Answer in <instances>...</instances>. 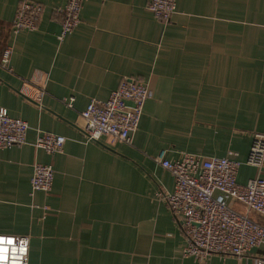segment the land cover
I'll return each mask as SVG.
<instances>
[{"label": "crops", "instance_id": "obj_1", "mask_svg": "<svg viewBox=\"0 0 264 264\" xmlns=\"http://www.w3.org/2000/svg\"><path fill=\"white\" fill-rule=\"evenodd\" d=\"M20 1L0 0V54L11 46L0 108L29 124L23 144L0 148V234L28 236L27 264L264 260V242L243 257L185 255L159 194L173 177L153 160L161 149L168 159L230 156L242 162L238 183L264 179V162H245L253 135L264 132V0H176L169 22L147 0H83L78 26L62 40L53 14L65 0H36L37 29L15 33ZM128 77L151 88L132 143L88 138L81 110ZM38 130L64 136L63 151L36 148ZM35 161L52 164L49 191L31 188ZM251 216L264 225V212Z\"/></svg>", "mask_w": 264, "mask_h": 264}, {"label": "built area", "instance_id": "obj_2", "mask_svg": "<svg viewBox=\"0 0 264 264\" xmlns=\"http://www.w3.org/2000/svg\"><path fill=\"white\" fill-rule=\"evenodd\" d=\"M83 0H65L54 9V17L60 25L58 38L62 40L73 32L80 22ZM146 8L163 22H169L176 9V0H147ZM43 6L36 0L18 3L12 21V31L35 30L38 27ZM11 46L0 54V65L10 69ZM43 88H40L39 95ZM151 96V88L137 78H122L106 99L91 98L81 110L82 131L90 139L108 137L111 141L132 143L145 101ZM70 103V102H68ZM29 124L11 116L7 109L0 108V148L21 145ZM65 137L60 134L38 130L33 142L36 148L49 155L63 151ZM153 160L173 177L171 190H161L171 214L177 219L186 238L184 254L204 263L210 254L243 257L254 247L264 242V225L251 213L264 212V179L249 178L240 184L236 174L241 161L230 157H204L191 152H182L178 158L168 159L165 149L153 155ZM245 162L260 166L264 162V132H256ZM54 178L51 163L35 161L32 165L30 185L33 190L49 191ZM239 202L243 210L231 205ZM10 237L14 244L7 245L8 259L0 264H27L29 238L24 235L0 234ZM27 240V252L21 255V241ZM17 248L15 257L12 248ZM255 264H264L257 258Z\"/></svg>", "mask_w": 264, "mask_h": 264}, {"label": "clouds", "instance_id": "obj_3", "mask_svg": "<svg viewBox=\"0 0 264 264\" xmlns=\"http://www.w3.org/2000/svg\"><path fill=\"white\" fill-rule=\"evenodd\" d=\"M20 243H21V246L19 248V253L21 255L26 254L28 241L27 240H22ZM5 252H6L5 247L3 245H0V261H4ZM12 253H13L14 257H15V254L17 253V248L16 247L12 248Z\"/></svg>", "mask_w": 264, "mask_h": 264}, {"label": "snow or ice", "instance_id": "obj_4", "mask_svg": "<svg viewBox=\"0 0 264 264\" xmlns=\"http://www.w3.org/2000/svg\"><path fill=\"white\" fill-rule=\"evenodd\" d=\"M14 244V240L10 237H4V236H0V245H3L5 247V256H4V260H7L8 259V247L7 245H12Z\"/></svg>", "mask_w": 264, "mask_h": 264}]
</instances>
